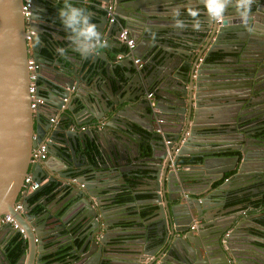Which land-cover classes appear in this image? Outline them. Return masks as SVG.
I'll return each mask as SVG.
<instances>
[{"label": "water", "instance_id": "obj_1", "mask_svg": "<svg viewBox=\"0 0 264 264\" xmlns=\"http://www.w3.org/2000/svg\"><path fill=\"white\" fill-rule=\"evenodd\" d=\"M183 1L188 4L199 0H135L128 4L121 0L110 1L129 30H141L142 39L138 37L133 49L139 52L113 62L106 55L93 54L85 59L71 50L68 58L73 64L62 63L60 68L54 69L57 76L45 80L43 71H47L53 61L41 52L44 46L50 45L43 34L54 35L56 20L45 0H34L31 17L35 22L30 26L37 35L32 40V55L41 66L39 78L46 81L52 93L59 95L52 112L43 114V104L31 108L27 68L30 54L25 40L23 0H0V217L12 215L24 229L22 237L18 230L5 224L8 232L21 234L24 247L15 263L5 258L7 264H45L44 243L48 237L39 233L35 223L37 215L32 213L29 204L30 196L23 200L22 211L14 209L24 176L31 173L34 180L41 182L37 190L40 191L79 173L84 165L90 168L86 164L89 155L98 160V164L92 166L96 171L94 176L98 175L106 183L101 191L108 195L98 196L101 197L97 199L98 204H93L89 196L96 194L95 187L87 184L90 179L86 175H80L78 180L84 186H74L59 206L61 209L53 212L47 207L50 214L62 210L59 218L64 224L69 222L64 216L72 212L79 216L81 223L85 221L83 235L77 236L78 232L67 239L69 243L71 240L76 243L71 250L75 258L67 260L70 264H264V246L248 249L242 245L246 231L244 222L250 218L243 215L235 203L230 204L234 193L229 191L236 181H244V170L249 163L254 173L248 178L251 174L263 176L264 173V28L255 26L254 19L250 21L252 32L235 21L209 20L204 0H201L202 7L196 5V9L200 10L201 18L206 16L207 19L203 20L204 29L186 36L195 40L191 43L184 38V33L173 31L163 23H173V9H178L183 18L184 10L195 8L193 5L175 7ZM106 18L102 14L98 17L99 23L104 25ZM262 21L264 26V18ZM116 28L119 32V27ZM153 34L156 41L152 40ZM161 34L165 36L164 41L158 40ZM227 46L235 50L228 52ZM159 50L163 53L154 60ZM232 54L236 55L233 59L227 58ZM135 57L152 64L154 84L145 85L129 74ZM80 82L84 85H79ZM148 88L154 90L155 105L166 114L165 123L172 136L167 133L168 129L156 134L153 117H150L153 128L145 127L146 131L141 132L134 127L140 122L131 110L151 109L146 97ZM36 94L47 101L48 95H43L40 88ZM256 94L262 96L261 99L254 100ZM67 97L70 101L66 103L64 98ZM83 113L89 116V120L83 122L96 128L91 131L87 126V130L71 128V123L79 124L78 118ZM147 114L150 115L148 111ZM54 116L59 121L52 129L49 118ZM204 116L210 120L205 124ZM33 135H37V139ZM45 135L51 138L48 156L61 162L60 169L50 167L48 157L42 162L30 163L32 148ZM157 137L159 141L155 140ZM207 138L211 140L206 141ZM164 140L171 141L165 143ZM60 142L67 148L60 147ZM223 144L227 146L222 148L236 154L213 155L216 149L209 148ZM142 153H148L150 166H139L137 159ZM181 157L201 160L178 168ZM217 159L230 161L231 166L223 168L222 161L214 162ZM52 170L54 175L49 174ZM233 170L234 175L206 193H188L185 188L189 180L195 182L201 176L210 185L223 178L225 171ZM111 179L115 183L109 184ZM133 182L149 186L147 191L152 197L142 201L157 208L154 227L122 225L125 219L117 210L116 195L130 188ZM262 184L254 194L264 192V181ZM184 193H188L187 196ZM212 210L215 212L211 215ZM254 220L256 218L252 219L253 223ZM255 232L257 234V230ZM246 234L255 236L249 230ZM261 242L264 244V235ZM0 250L5 256L1 246ZM35 250L39 253L32 257Z\"/></svg>", "mask_w": 264, "mask_h": 264}, {"label": "crops", "instance_id": "obj_2", "mask_svg": "<svg viewBox=\"0 0 264 264\" xmlns=\"http://www.w3.org/2000/svg\"><path fill=\"white\" fill-rule=\"evenodd\" d=\"M59 2V0H55V2ZM63 1V0H61ZM112 0H108V2H110ZM124 3H129L131 1H135V0H121ZM105 1H100V0H87L84 7L85 9L91 13L92 16V22L97 24L98 26H100L99 28L101 29V33L103 35V37L109 42V47L105 48V49H101L98 51V53H96V55H98L99 57H105L104 55H106V58L110 57L111 59H113V62H116V56H117V49H119L118 47V42H117V35L119 34L116 27L117 24L115 23H111L109 18L107 17V12L106 11H99L96 10L95 8L100 7V5L104 4ZM101 3V4H100ZM202 3L201 0H199L198 2L193 1V3H188V4H184L183 2H179L175 7H185V6H190L193 5V7L197 8L196 5H199L198 8L202 7ZM43 9V8H42ZM99 9V8H98ZM255 10V11H254ZM200 11V10H199ZM114 12H115V8H114ZM252 13L255 14L251 17V21L252 19H254V22L256 24H254L257 27H263V21L262 19L264 18V0H256V3L253 5L252 7ZM102 14H104L107 18H106V23L103 25V23H99V19L98 17L102 16ZM162 14V13H161ZM118 17V15H117ZM183 18H187L190 19L187 16V9L184 10V16ZM200 19L202 21V27L201 29H204V24H203V20L207 19L206 16H204V18H201L200 15ZM224 19L226 20V22H234L237 25H243L241 23L239 17L237 16L235 9L230 7L228 9V11L225 13V17ZM223 19V20H224ZM55 20V19H54ZM119 22L125 26V22L123 19L118 17ZM221 20V23L222 21ZM238 21V22H236ZM57 22V21H56ZM137 22V20H135V23ZM163 22V21H162ZM164 23V26L169 27L170 29H172L173 31H179L178 33H184L185 36L184 38L188 41H190L191 43H194V39H190L186 36H193L196 31H194L192 29V27L189 25V27H187L184 30L181 29H177L174 26V22L173 23ZM135 25V24H133ZM54 27H56V29H54V35H51L49 33H44L43 36L47 39L46 41H48L50 43V45L52 47H54L53 49L50 48V50L53 52H50L49 56L53 63H51L50 66H48V70H44L43 71V77L45 80H50V77H56L57 75L54 73V69L57 70L58 68H60L61 64H65V65H69L73 64L72 60L69 59V55L68 53L71 51V45L70 42L68 40V33L65 31V29H63L62 27L59 26V24H53ZM128 28V27H127ZM168 33H171L170 31H167ZM193 32V34H192ZM163 34L166 33V31L162 32ZM130 34L131 37L134 39V42L136 43V41L139 39H142V33L140 29H134L132 30L130 28ZM163 34H161L160 36H158V40H165V36H163ZM153 41H156V39H152ZM136 45L134 44L133 48L131 49L130 53L128 55H126L125 57H132L133 52L138 53V50H134V47ZM57 48H64L67 50V58H65V56H61L58 52H57ZM170 49V48H169ZM126 50H128L127 48L124 49L123 52H125ZM159 53H163L160 50L158 51V53L153 57L154 60H156L158 58V54ZM124 57V58H125ZM69 59V60H68ZM116 59V60H115ZM135 59H139L140 60V64L136 63ZM56 60L58 61V64L56 62ZM117 61H122V60H117ZM149 60H147L146 62L142 61V58L139 57H135L133 58V67L130 70L133 76L134 80H140L141 82H143V84H147V82H152V84H154V79H151V75H148V71H151V66L152 64L148 62ZM98 62L100 64H102V60L98 59ZM171 65V62H170ZM149 71V72H150ZM52 80V79H51ZM128 80V79H127ZM41 85H43L44 88V92L45 94L48 95V99L47 101L44 103L43 107H41V113L45 114L48 112H52L53 110V103L56 102L59 98V95L52 93L51 90L49 88H47V83L46 81H42ZM79 85L83 86L84 84L82 82L79 83ZM79 88V87H78ZM70 101V99H68ZM68 101V102H69ZM77 103V102H76ZM75 103V104H76ZM169 108H171L170 106H168ZM167 110V105H165L164 111ZM131 112L133 113V115H135V117L138 119V121L140 123H136L134 124V127L138 130V131H146V128H153V125L156 124V120L154 119V124L153 121L150 119V115L147 114V111H145L143 108L141 107H137L136 111L131 110ZM164 117V123L162 125V127L164 128V131L168 129L169 132H167L170 136L173 135V133L170 130V127L167 126V124L165 123V116L162 115ZM63 118V117H62ZM79 124H73L71 123L70 126L73 129L78 128L79 130L81 126H84L86 129V124L83 121H86L87 119L89 120V116L86 113H83L79 118ZM210 121L208 116H204V121L203 123L205 124L206 122ZM141 124V125H140ZM57 124L53 125V128H55ZM88 125H90V123H88ZM88 131H91V128H96L94 126H87ZM157 127V125L155 126ZM86 129V130H87ZM156 130V128H155ZM154 130V132L156 133V131ZM157 134V133H156ZM200 139V138H198ZM221 139V138H218ZM155 140L159 141L160 139L157 137L155 138ZM200 140H204V139H200ZM211 140V138H207L206 141ZM107 140H105L104 142H106ZM223 141V140H222ZM106 147L108 146V144H105ZM227 146L226 144H223L221 146H216V147H212L209 149H216V151H214L215 153L213 155L215 156H222V157H226V156H232L234 154H236V152L231 151L229 149L226 148H222ZM60 147L62 148H67L66 145L61 144L60 142ZM94 147H97V145H94ZM189 149H195V148H189ZM219 149V150H218ZM97 155V154H96ZM148 153H142L141 157L139 159H137L139 166L145 165V166H150V162H147V157ZM49 158V164L50 167L56 168V169H60L62 168V164L61 162H59L58 159L52 157V156H48ZM182 158V157H181ZM184 158H191V157H184ZM180 159V158H179ZM86 164L90 165V168L85 167L86 165H84L82 167V170H80L79 173L72 175L71 177H67L65 179H62L60 182L58 183H53L51 184V187L47 192H43V194L40 195V197L38 198V200L34 203H31L30 207L32 208V213H34V207H41V212L40 213H35L37 216V220L35 221V223L38 225L37 227L39 228V233L44 234L43 237H48V239L45 241L44 246L46 248V251L43 252V261L45 262V264H55V263H60V264H70L69 262H67L68 259L70 258H75V255H73L71 253V250H73L74 246H75V240H71L72 243H69V241H67L68 237H70L71 235H74L76 233L77 236H82L84 231H85V221L81 223V221L79 220V216H74L75 212H72L68 215L64 216V219L66 221V219H69V222L67 224L62 223V221L60 220L59 217H61L63 215V211L60 210L59 212H56L54 214H50L48 208H51V211L55 212L56 210H59L61 208H59V206L61 204H63L64 200L66 199L67 195L69 194L70 190L74 187V186H79V187H83L84 184L80 183L78 180V177H81L80 175H86L90 180H88L89 182H87V184H91V186L95 187L96 194L94 195H90V199L93 202V204H98L97 203V199L99 200L98 196H103V198H105L108 193L106 191H101L102 188H105V182L103 181V179L101 177H99L98 175L94 176V172H96L94 170V168L92 166H96L98 164V160H95L94 157H91V155H89L88 160H86ZM220 162L222 160L217 159L214 160V162ZM213 162V163H214ZM223 162V161H222ZM198 163V162H197ZM196 163V164H197ZM156 163L154 162V165ZM132 165V164H131ZM180 167H183L179 164ZM178 166V167H179ZM219 165H214V167H218ZM221 166V165H220ZM230 161H224L223 162V168L226 167H230ZM253 165L252 164H248L247 168L244 170V181L242 180H238L236 181L233 185H231V188L229 191L234 193L235 196V200L230 203V204H236V207L240 208V212L244 213L243 215H247L248 220H245V228L244 230V241L241 240L242 245L244 246V248H248L251 249L252 246H264V244L261 242L262 240V236L264 235V231H261V229L264 227V219H263V214H264V192H259L257 194H254L253 192L256 191L258 187H261L264 181V173L262 174L263 176L260 175H253L251 174L250 178L252 177V179L248 178L250 173H254L252 172V168ZM209 172H211V169H213V167L209 168ZM138 170V169H137ZM142 170V169H139ZM54 171H49L50 175H54L53 173ZM147 172V171H145ZM235 170L233 171H225L224 172V177L214 180L210 183V185H207L205 182V179L203 177H199L198 181H192L189 180L187 182V184L185 185V188H187V192H193L196 191V193H203L206 191H211L213 189H215L217 186H219L222 182L224 178H228L231 177L232 175H234ZM258 173V172H257ZM188 177V174L186 175ZM58 177V176H56ZM254 177V178H253ZM261 177V178H259ZM59 178V177H58ZM75 178L76 181H72V179ZM47 180V178H45ZM45 180V181H46ZM44 181V182H45ZM128 182V181H127ZM115 183L114 180H109V184H113ZM82 184V186H81ZM50 187V186H48ZM62 187V188H60ZM148 184L143 185L139 182H133L131 184L130 188H124L120 193L114 191V193H118L116 196V202L118 203V208L117 210L120 212V214L122 216H124L125 219V225L128 227H140V226H145V227H154L155 225V219L156 217L154 216L155 211L157 210L156 206L146 202V201H142L144 199H150L152 197L151 194H149V192L147 191L148 189ZM60 189V190H59ZM43 190V189H42ZM251 191L248 195L245 196L244 198V192H248ZM131 193L132 195H142L143 198H137V199H133L131 201H125V202H120L119 199L121 197H123L125 193ZM138 194H135V193ZM36 193V192H35ZM188 193H184V196H187ZM34 194V193H33ZM33 194H31V196H33ZM30 196V197H31ZM59 200L58 203L57 200ZM140 200V201H138ZM215 212V210H212L210 213L211 215ZM54 216V217H53ZM56 218H58V220L56 221ZM217 218V217H216ZM215 218V219H216ZM253 223L252 219H255ZM80 222V223H79ZM78 223V224H77ZM251 226V227H248ZM71 228V229H70ZM260 229V231L258 230ZM247 230L252 231L253 235L255 236H251V235H247ZM257 230V234L256 231ZM242 232V231H241ZM56 233L55 236L51 237L50 234ZM58 233H61V235L59 236ZM243 233V232H242ZM19 233H15L12 234L10 232H8V228H6L5 224L0 226V241L1 239H3L2 243H0L1 249L3 248L5 251V256L4 253H2V251L0 250V264H7V261L5 258H9V256L7 255L6 252V244L9 243L12 238ZM258 236V237H257ZM21 237V234H20ZM23 237V236H22ZM21 237V239H22ZM23 241V239H22ZM23 245V242H22ZM24 248V247H23ZM23 250V249H22ZM65 253L64 257L62 258V260H58V261H54V262H47V260L50 258V256H53L54 254H59V253ZM39 253V251L35 250L32 253V257L36 254ZM21 256V255H20ZM18 260V259H17ZM16 260V261H17ZM11 261V260H10ZM15 261V262H16ZM13 262V263H15Z\"/></svg>", "mask_w": 264, "mask_h": 264}, {"label": "clouds", "instance_id": "obj_3", "mask_svg": "<svg viewBox=\"0 0 264 264\" xmlns=\"http://www.w3.org/2000/svg\"><path fill=\"white\" fill-rule=\"evenodd\" d=\"M72 2H75V0L74 1L63 0V7H61L58 10V16L65 31L68 33V40L71 45V50L79 53L83 58L87 59L93 54L98 53L99 50L108 48L110 45L109 42L103 37L102 33L98 30L97 24L92 22L91 13H89L83 7L75 6ZM255 3L256 0H204V4L205 7L207 8V14L209 20L220 22L221 20L224 19L225 13L228 11V9L232 7L235 9V12L239 17L241 23L249 32L253 31L250 21L252 17V7ZM200 15L201 13L198 9L188 8L187 16L190 19L185 20L184 18L181 17V14L178 9L172 10L174 26L177 29H181V30L186 29L190 25L194 31H200L202 27V21L200 19ZM152 38L155 39V34H153ZM38 42L39 40L37 38V43ZM30 48L32 49V43ZM57 52L61 56H65V58H67L66 49L57 48ZM39 81H38V88H40L41 93L45 95L43 85H41L42 80L40 78ZM151 91H153L154 93L153 98L152 99H149L148 97L147 98L150 100V105L151 102L153 101L154 106L157 107L159 110L160 108L155 105L156 104L155 92L153 89H151ZM68 99H69L68 97L64 98V101H66L67 103L69 101ZM151 112H152V105H151ZM158 113L159 112H157V114ZM54 117L57 118V120L59 121V118L57 116ZM81 127H83V129L85 128L84 126ZM178 168H180V166Z\"/></svg>", "mask_w": 264, "mask_h": 264}, {"label": "built area", "instance_id": "obj_4", "mask_svg": "<svg viewBox=\"0 0 264 264\" xmlns=\"http://www.w3.org/2000/svg\"><path fill=\"white\" fill-rule=\"evenodd\" d=\"M34 0H23L22 10H23V16L25 20V40L28 43V46L31 47V43L33 40V37L37 35V31L31 27L30 25L35 22L34 19H32V7H33ZM103 10L107 12V17L109 18L111 23H115L120 27V31L118 34V39L123 42L128 50L125 52H120L117 54L116 59L122 60L126 55H128L133 48L135 42L134 39L131 37L130 31L127 27H124L118 20L115 12H114V5L112 3H105L101 5ZM29 47V57L27 60V68L29 72V92L31 97V108L35 109L37 105L43 104L44 99L40 96H37L36 92L38 89V81L40 77V63L35 60V58L32 56L33 50ZM136 63L140 64L139 59H135ZM154 96L153 91H150L147 94V97L149 99H152ZM66 100V99H65ZM152 105V112L153 114L157 115V112H159L158 108L154 106V102H151ZM50 122L53 125L57 124V118L51 117ZM156 133L162 134V127H161V119L156 116ZM83 129V127H81ZM34 139H37V135H33ZM51 142V138L48 135H45L41 140L38 141L37 145L32 148V155L30 159V163H38L42 162L46 159L48 153H47V147L49 143ZM44 179L43 181H45ZM72 181H76L75 178L72 179ZM41 186V182H38L33 179V175L31 173H27L24 176V180L21 186V189L19 191L17 200L14 204V209L16 211H22L23 210V200L31 194H33L35 191H37ZM82 186V184H81ZM3 224H9L14 230H18L24 236V229L21 225H19L16 220L12 217L10 214H4L0 217V226ZM144 264V263H143Z\"/></svg>", "mask_w": 264, "mask_h": 264}, {"label": "trees", "instance_id": "obj_5", "mask_svg": "<svg viewBox=\"0 0 264 264\" xmlns=\"http://www.w3.org/2000/svg\"><path fill=\"white\" fill-rule=\"evenodd\" d=\"M72 3L75 6L85 8L84 5L81 6L77 2H72ZM49 6H50V11L53 12V19H55L57 21V22H55V24L58 23L59 26L64 29V27H63V25H62V23L60 21V18L58 16V10L61 7H63V1H59V2L57 1V2L51 3ZM43 39L45 41L47 40L44 36H43ZM50 48H51L50 45L49 46H44L41 49V52L43 54H45V55H49L50 52H52L50 50ZM51 49H53V48H51ZM124 49H125L124 47H121V48L117 49V52L118 53L123 52ZM179 161L182 164L192 162L191 159H187V158H180ZM50 188H52L51 185H50V187L45 186L43 188V190H40V191H37L36 193H34L33 196H31L30 199H29V204L31 205V203L36 202L38 200V198L40 197V195L43 194V192H47ZM123 195L124 196L119 199L120 202L131 201V200L137 199V198H143L142 195H132L131 193H128V192L123 194ZM233 198H235V196L231 198V200L234 201L235 199H233ZM40 208H41L40 206L39 207L35 206L34 210H33L34 213H36V214L40 213L41 212ZM5 249H6L7 255L9 256L11 262H15L20 257V255L22 254V249H23L22 239L20 237V234H16L12 238V240L9 243L6 244V248ZM64 254H65L64 252L63 253L61 252L59 254H54L53 256H50V258L47 260V262H54V261L62 260V258L64 257Z\"/></svg>", "mask_w": 264, "mask_h": 264}, {"label": "flooded vegetation", "instance_id": "obj_6", "mask_svg": "<svg viewBox=\"0 0 264 264\" xmlns=\"http://www.w3.org/2000/svg\"><path fill=\"white\" fill-rule=\"evenodd\" d=\"M54 1H55V0H45V2H47L49 5H50L51 3H54ZM86 1H87V0H77V1L75 0V2H77V3L80 4L81 6L85 5ZM100 4H101V3H100ZM49 5H48V6H49ZM49 8H50V6H49ZM98 8H100L102 11H105V10H103V8H102L101 5H100V7H98ZM115 14H116V13H115ZM116 16H117V15H116ZM117 18H118V17H117ZM117 26H118V25H117ZM124 27H125V26H124ZM128 29H129V28H128ZM118 30L120 31V27L118 28ZM129 31H130V30H129ZM116 39H117L118 46H119L118 48H121V47L126 48L125 44H124L123 42H121V41L118 39V35H117ZM225 49H226V51H228V52L235 50L234 47H229V46L225 47ZM117 54H118V53H117ZM232 56L234 57V56H236V55H235V54L228 55L227 58L232 57ZM233 57H232L231 59H233ZM115 60H116V59H115ZM116 62H117V60H116ZM118 70H119V69H118ZM149 71H150V70H149ZM149 71H148L147 74H148V75H151V79H154L153 72H152V71L149 72ZM149 82H150V81H149ZM150 91H151L150 88H148V89L146 90V97H147V94H148ZM261 97H262V96H258V95L256 94V95L253 96V99H254V100H258V99H261ZM147 111H148V113H150V116L153 117L154 119H156V116L159 117V119H161V127H162V125H163V123H164V117H163L162 115H164V116L166 117V114H165L164 112H162L161 109H159V113H158L157 115H153L152 112H151V109H147ZM162 131H163V133H164V128H163V127H162ZM163 133H162V134H163ZM158 134H160V133H158ZM170 141H171V140H164L165 143H170ZM47 157H48V156H47ZM187 159H191L192 162L182 164V163H180V161H179V164H180L181 166H187V165H190V164H196L197 162H200V160H201L199 157H193V158H187ZM224 179H226V178H224ZM224 179H223V180H224ZM250 192H251V191L244 192V198H245V196L248 195ZM122 225L125 226V227H128V226L125 225V223H123Z\"/></svg>", "mask_w": 264, "mask_h": 264}]
</instances>
